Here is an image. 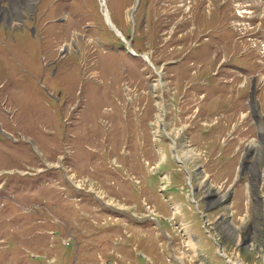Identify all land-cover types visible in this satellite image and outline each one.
Listing matches in <instances>:
<instances>
[{"label":"rangeland","instance_id":"obj_1","mask_svg":"<svg viewBox=\"0 0 264 264\" xmlns=\"http://www.w3.org/2000/svg\"><path fill=\"white\" fill-rule=\"evenodd\" d=\"M134 5L0 0V264H264V0Z\"/></svg>","mask_w":264,"mask_h":264},{"label":"bare ground","instance_id":"obj_2","mask_svg":"<svg viewBox=\"0 0 264 264\" xmlns=\"http://www.w3.org/2000/svg\"><path fill=\"white\" fill-rule=\"evenodd\" d=\"M15 1V0H14ZM100 2L101 3H103V5H104V3H105V0H100ZM29 3V2H28ZM138 3H139V0H135V5H134V7H135V10H136V8H137V6H138ZM20 6V5H19ZM26 7V6H25ZM133 7V8H134ZM134 9H132V12H134L135 11ZM103 14V17H104V20H105V22H106V24L111 28V29H113V32L117 35V37L118 38H120V40H121V38H123V40H125L124 39V36L121 34V33H119V31H117V29L115 28V26L112 24V22L110 21V18H109V16H108V13H107V11L106 10H104V12L102 13ZM123 36V37H122ZM126 41V40H125ZM128 43V42H127ZM132 50V49H131ZM131 53H134V52H132L131 51ZM144 56V55H143ZM145 57V56H144ZM146 58V57H145ZM146 60H147V64H149L150 65V63H149V60L146 58ZM151 66V68H153V66L152 65H150ZM178 148V147H177ZM260 148V147H259ZM176 149V148H175ZM188 154H192V152L191 151H189V150H187V155H185V156H188ZM189 156H191V155H189ZM189 159V158H188ZM193 159V158H192Z\"/></svg>","mask_w":264,"mask_h":264},{"label":"water","instance_id":"obj_3","mask_svg":"<svg viewBox=\"0 0 264 264\" xmlns=\"http://www.w3.org/2000/svg\"><path fill=\"white\" fill-rule=\"evenodd\" d=\"M112 30H113V29H112ZM121 40H122L123 43H125L126 45H128L127 42H126L125 40H123V39H121ZM129 52H130V51H129ZM130 54H131L132 56H137L136 54H133V53H131V52H130ZM140 57H141L144 61L147 62L146 58H145L143 55H141Z\"/></svg>","mask_w":264,"mask_h":264}]
</instances>
